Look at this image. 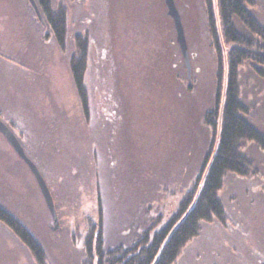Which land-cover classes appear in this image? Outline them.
Wrapping results in <instances>:
<instances>
[{"label":"rangeland","instance_id":"374dc122","mask_svg":"<svg viewBox=\"0 0 264 264\" xmlns=\"http://www.w3.org/2000/svg\"><path fill=\"white\" fill-rule=\"evenodd\" d=\"M52 1L67 11L64 46L30 0H0V118L41 170L59 225L1 132L0 204L34 232L47 264H87L92 233L105 249L130 248L205 177L220 63L207 0H175L190 71L165 0ZM251 8L264 25V0ZM77 36L90 41L88 111L71 71ZM223 65L225 81V57ZM240 82L248 117L264 131V66L246 61ZM243 151L249 173L226 174L220 192L225 221L203 223L175 264H264V150L247 141ZM0 264H39L2 221Z\"/></svg>","mask_w":264,"mask_h":264},{"label":"trees","instance_id":"16d2710c","mask_svg":"<svg viewBox=\"0 0 264 264\" xmlns=\"http://www.w3.org/2000/svg\"><path fill=\"white\" fill-rule=\"evenodd\" d=\"M36 2L52 35L64 46L66 9L62 6L55 9L52 0ZM253 5L254 0H207L209 29L220 67L216 103L213 110L208 112L210 124L218 138L205 177L201 181V175L200 183H194L187 191L168 221L162 222L160 218L150 223L130 248L118 244L117 249H105L101 234L94 243L92 233L87 245V264H175L186 245L200 234L203 223L225 221L226 208L220 192L226 174L245 176L249 173L251 162L243 151L247 141L257 143L264 150V131L248 117L249 109L242 98L240 82V70L246 61L264 66V25L251 10ZM220 43L227 46L226 51ZM89 45L87 37L77 36L78 51L72 55L71 61V71L85 111H88L85 74ZM224 57L227 61L225 81ZM259 71L263 74L261 69ZM209 156L210 153L205 165ZM0 221L29 248L39 264H47L46 251L34 232L1 204Z\"/></svg>","mask_w":264,"mask_h":264},{"label":"water","instance_id":"95a60500","mask_svg":"<svg viewBox=\"0 0 264 264\" xmlns=\"http://www.w3.org/2000/svg\"><path fill=\"white\" fill-rule=\"evenodd\" d=\"M30 3L35 8L39 18L44 21L43 15L39 9V6L36 2V0H30ZM166 6H167V13L169 16L172 17L174 21V25L177 32V42L179 43L181 47L182 54L184 56L186 65L190 71V59H189V49L187 44V38L185 34V28L182 22V17L180 14V11L176 5L175 0H165ZM0 132L5 136V138L8 140V142L11 144V146L15 149V151L18 153V155L26 162V164L31 169L32 173L34 174L37 183L40 187V190L42 192V195L45 199V202L47 204V207L49 208L51 215L54 220V226L53 229H57L59 225V219H58V213L56 211L54 199L52 196V193L50 191V188L41 172L37 164L31 159V157L26 152L25 148L23 147L22 143L18 139L17 135L14 133L11 127H9L3 120L0 118Z\"/></svg>","mask_w":264,"mask_h":264}]
</instances>
